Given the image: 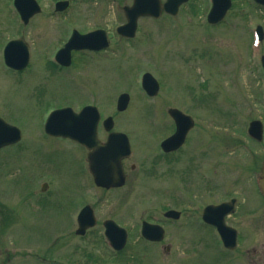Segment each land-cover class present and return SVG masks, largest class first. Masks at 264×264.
<instances>
[{
    "label": "rangeland",
    "instance_id": "374dc122",
    "mask_svg": "<svg viewBox=\"0 0 264 264\" xmlns=\"http://www.w3.org/2000/svg\"><path fill=\"white\" fill-rule=\"evenodd\" d=\"M36 1L41 11L24 26L12 0H0V52L19 38L31 50L29 67L20 74L6 70L0 57V116L22 133L17 145L0 152V264H48L45 259L52 264H264V200L257 197L254 183L264 139L254 144L245 135L251 120L264 121V78L258 62L264 41L254 47L251 39L256 25L264 32V9L232 0L225 22L210 26L205 21L209 1L190 0L174 17L140 18L135 37L116 42L115 27L124 22L122 7L131 0H68L60 20H54L53 10L59 0ZM97 27L109 31L112 44L90 70L46 71L45 57L70 28ZM145 72L159 82L154 97L140 89ZM122 93L130 100L118 113L115 103ZM66 105L73 110L94 105L101 118L113 117V131L129 136L132 152L121 190L95 188L78 148L42 137L45 110ZM169 107L195 122L188 135L192 144L173 157L176 170L151 165L158 159V138L173 132ZM209 122L218 130L209 129ZM43 170L52 171L60 210L40 205L48 199H42L31 178ZM206 182L215 183L212 190L218 197L204 194ZM31 189H37L32 197ZM230 197H237L240 208L227 218L237 230L233 251L225 250L200 219L203 206ZM85 204L93 209L97 225L80 238L74 235L72 215ZM168 209L180 211L177 222L163 217ZM106 219L123 226L130 237L118 255L100 242ZM153 219L166 233L159 244L145 243L139 234L141 222Z\"/></svg>",
    "mask_w": 264,
    "mask_h": 264
},
{
    "label": "water",
    "instance_id": "95a60500",
    "mask_svg": "<svg viewBox=\"0 0 264 264\" xmlns=\"http://www.w3.org/2000/svg\"><path fill=\"white\" fill-rule=\"evenodd\" d=\"M185 0H166L161 5L159 0H133L131 8H124V12L127 18V24L121 28H118V33L124 36H133L136 27V18L139 16L149 15L157 17L160 11L163 9L166 13L175 14L178 5ZM260 4H264V0H256ZM213 7L208 15V21L210 23L218 22L224 15L227 7L229 6V0H212ZM14 5L20 14V17L24 23L34 14L39 12V7L34 0H15ZM102 31L92 32L86 35H79L73 32L75 38L65 46L62 51L66 60L64 64L68 63V54L70 49L74 48H95L97 41L101 39ZM96 43V44H95ZM98 48V47H97ZM5 58L11 64V66L17 70L24 68L28 61V48L22 40L12 41L7 44L5 51ZM264 69V58L262 61ZM146 84V85H145ZM148 95L152 96L156 92V82L149 76H145V83L143 85ZM126 104V96H124ZM170 115L174 117L176 123L180 127H184V130L190 128V119H184L175 111H169ZM54 120L62 118L64 128L62 132L58 131L61 136L69 137L71 139L79 140L82 144L93 151L88 155L89 169L93 175L94 181L97 185L103 187H109L115 182L114 176L119 174V160L122 156H126L130 151L127 139L121 134H111L105 144H101L96 138V122L98 119V113L94 108H84L81 111V115H75L70 112L69 109H63L54 112ZM53 120V121H54ZM85 122L86 125L83 123ZM106 129L111 127V119L108 118L104 122ZM80 128V133L78 132ZM64 129V130H63ZM185 132V131H184ZM19 131L11 126H8L0 119V147L11 144L19 139ZM175 137H171L168 142L172 141ZM167 142V143H168ZM122 181L116 183L120 185ZM260 184L264 192V161L261 169ZM232 206L228 204H221L216 207H206L202 213V220L212 225L219 234L224 247L233 249L235 246V231L224 224V217L232 213ZM174 212L167 213V217H171ZM79 219L86 221L85 227L92 226L94 219L88 207H85L81 212ZM106 234L110 235L112 241L116 242L117 248H121L125 242V232L116 227L111 222L105 224ZM83 227L81 231L84 230ZM142 234L154 241L162 239L163 232L160 228L144 225L142 228ZM108 235V236H109ZM110 238V237H109Z\"/></svg>",
    "mask_w": 264,
    "mask_h": 264
},
{
    "label": "flooded vegetation",
    "instance_id": "af4514ba",
    "mask_svg": "<svg viewBox=\"0 0 264 264\" xmlns=\"http://www.w3.org/2000/svg\"><path fill=\"white\" fill-rule=\"evenodd\" d=\"M96 29H98V27L97 28H93V29H89V30H86V31H82L81 33L84 34V33H87V32H90V31L96 30ZM62 44H63V42H61V43L58 42L57 43V45H59L58 47H60ZM102 52H105V51L96 52V51H89V50H76L74 52H71L70 64L66 68L56 64L54 61H52V59H47V62H46V65H45V67H46L45 69L47 71H52L53 69L54 70H64V69L70 68L71 66H74L75 68H79V69H86L88 67L90 68L92 66V63L95 62V56L97 54H99V53H102ZM100 133H102V131H100ZM75 144H76V147L79 150H82V151L86 152L85 149L83 147H81L78 143H75ZM175 153H176V151L172 152V153L170 152L169 154H159V157H158L155 165H160L161 167L168 166L170 168H173V170H175L176 164H175V159H173ZM171 155H172V157H171ZM85 164H86V162H85ZM131 169H133V167H131ZM83 170L86 172L85 174H87L89 176L88 170H87V165L83 166ZM123 170L126 173L125 165L123 166ZM125 175H126V178H127V174H125ZM209 189H212V187L210 188L209 184H207V190H209ZM31 190L32 191L28 192L29 196L36 195V191L34 189H31ZM111 191H113V190H111ZM40 192L42 194L41 197L48 198V201H50L51 197H53L56 194V192L53 190V188H50L48 183L46 184L45 190L44 191L40 190ZM50 203H52L53 205L55 204V202L52 201V200L50 201ZM42 207L44 208L43 203H42ZM45 208L49 209V208H51V205L47 204V205H45ZM56 209L57 210L61 209L60 208V204L56 203Z\"/></svg>",
    "mask_w": 264,
    "mask_h": 264
}]
</instances>
